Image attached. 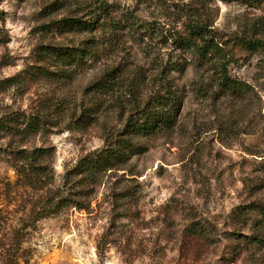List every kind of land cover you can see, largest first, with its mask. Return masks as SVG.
Masks as SVG:
<instances>
[{"label": "rangeland", "instance_id": "rangeland-1", "mask_svg": "<svg viewBox=\"0 0 264 264\" xmlns=\"http://www.w3.org/2000/svg\"><path fill=\"white\" fill-rule=\"evenodd\" d=\"M11 260L264 264V0H0Z\"/></svg>", "mask_w": 264, "mask_h": 264}, {"label": "trees", "instance_id": "trees-1", "mask_svg": "<svg viewBox=\"0 0 264 264\" xmlns=\"http://www.w3.org/2000/svg\"><path fill=\"white\" fill-rule=\"evenodd\" d=\"M190 30L193 35L200 36L205 34L206 27L202 24L196 23L190 27ZM201 49L202 48H200V51ZM162 119L163 115H148L144 117L142 121L138 120L137 123L133 124V128L135 127L137 131H154L156 129V126L159 124V122L162 121ZM156 122L158 124H156ZM46 152L47 150L45 149H37L33 151L30 155H28V157L26 156L25 159L27 161V164L29 165V170H27L26 172L34 171L38 173H43L47 167L43 163L40 164V160L45 158ZM26 175H31V173H26ZM10 264H18V261L11 260Z\"/></svg>", "mask_w": 264, "mask_h": 264}]
</instances>
